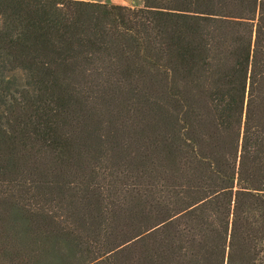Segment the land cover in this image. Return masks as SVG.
<instances>
[{
	"label": "trees",
	"instance_id": "obj_1",
	"mask_svg": "<svg viewBox=\"0 0 264 264\" xmlns=\"http://www.w3.org/2000/svg\"><path fill=\"white\" fill-rule=\"evenodd\" d=\"M4 182L39 264H264V0H0Z\"/></svg>",
	"mask_w": 264,
	"mask_h": 264
},
{
	"label": "rangeland",
	"instance_id": "obj_2",
	"mask_svg": "<svg viewBox=\"0 0 264 264\" xmlns=\"http://www.w3.org/2000/svg\"><path fill=\"white\" fill-rule=\"evenodd\" d=\"M117 3L129 6H140L142 0H116ZM34 172L28 174L23 183L35 181ZM8 181V180H1ZM18 191L16 183L0 185V264H39L45 256V244L49 242L44 230L37 233L22 235L11 220L13 210L18 206L30 208V201L12 197ZM27 202V203H26ZM15 230V232L13 231Z\"/></svg>",
	"mask_w": 264,
	"mask_h": 264
},
{
	"label": "crops",
	"instance_id": "obj_3",
	"mask_svg": "<svg viewBox=\"0 0 264 264\" xmlns=\"http://www.w3.org/2000/svg\"><path fill=\"white\" fill-rule=\"evenodd\" d=\"M91 1H100V2H106V1H110V2L117 3V1H116V0H91Z\"/></svg>",
	"mask_w": 264,
	"mask_h": 264
}]
</instances>
